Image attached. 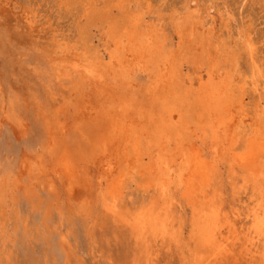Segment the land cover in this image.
Wrapping results in <instances>:
<instances>
[{"label":"rangeland","instance_id":"rangeland-1","mask_svg":"<svg viewBox=\"0 0 264 264\" xmlns=\"http://www.w3.org/2000/svg\"><path fill=\"white\" fill-rule=\"evenodd\" d=\"M125 1L129 11L145 18L144 27L149 26L158 41V54H151L145 64L112 63L115 44L105 23L96 18L86 22L76 0L0 1V264H262V244L256 239L249 243V237L255 231L253 209L258 221H264V167L253 166L255 176L238 168L231 173L228 158L215 159L210 138L195 140L213 170L206 211L212 217L222 208L217 224L226 257L212 261L209 249L191 237L192 213L180 192L176 198L181 206L174 214L182 223V239L163 241L156 235L151 241L155 253L148 255L130 229L104 211L95 165L110 99L146 105L165 72L177 87L179 102L192 105V99L217 84L216 76L229 71L236 59L246 70L248 48L261 72L257 91L248 86L242 95L241 76V86L233 85L231 92L239 106L235 112L245 110L247 124L252 123L264 108V0ZM25 11L37 14L36 29L29 28ZM186 15L195 22L190 37ZM81 29L89 53L100 65L91 74L71 66L81 51ZM182 112L180 121L191 126V117ZM252 153L251 159L259 151ZM122 196L129 212L160 199L157 191L138 181L125 185Z\"/></svg>","mask_w":264,"mask_h":264},{"label":"bare ground","instance_id":"bare-ground-1","mask_svg":"<svg viewBox=\"0 0 264 264\" xmlns=\"http://www.w3.org/2000/svg\"><path fill=\"white\" fill-rule=\"evenodd\" d=\"M76 1L77 4L80 3L83 6V17L86 22L96 18L105 23L107 35L115 44L114 54L110 57L112 63L118 61L123 64L127 62L145 64L146 61L150 60L151 54L156 55L159 51L158 41L155 40L152 33L150 34L149 26L144 27L146 24L143 25L145 18L129 11V4L125 0ZM100 4L102 6L98 7ZM207 13L209 15V12ZM214 15L213 18H215ZM22 16L27 21L29 28L36 29L38 27L37 14L25 11ZM192 19V15H186L183 18L185 24L188 25L187 35L189 37L192 34V27L195 25ZM153 27L155 29V26ZM78 39L79 47L77 49L81 48V51L76 54L77 60L72 61L71 66L78 71L91 74L100 66L97 63L98 59L96 57L94 59L89 53L84 29L80 30ZM247 54L246 70L238 64L239 59H236L235 63L231 64L230 70L223 73L224 75L216 76L215 74L218 79L217 84L209 89L204 88L205 90L203 89L204 91L197 95V99L191 98L193 100L192 105L179 102L180 96L176 94L177 87L175 83H171L172 79L170 80L165 72L161 77L158 76L157 82L160 83L157 86V91L152 92L154 96L151 95L152 97L146 102V105H132L131 101L130 103H128L129 101L117 103L112 99L109 100L112 104L107 102V111L104 115L106 125L99 145L102 152L98 155L99 157L97 156L95 165L99 178L98 188L104 199V211L115 221L129 228L136 243L140 244L147 254L153 251L151 241H155L156 235L160 234L163 241L173 238H176L177 241L182 239V223L180 220L176 222L177 218L174 214L176 207L181 206L179 198H176L177 193L180 192V200L182 196L187 200L186 204L192 213L191 229L193 234L191 237H196V240L199 238V243H203L201 247L204 245L209 249L208 259L213 258L212 261L218 259L221 261L222 258L226 257L224 256L226 252L220 244V239L223 240V231L217 224L218 213L222 208L221 206L216 208L217 213L210 217L211 215H208L205 207L211 201L210 199L207 201L206 198L213 178L212 166L207 164L204 155L195 146L197 145L195 140L199 137L210 138L215 159L223 161L228 158L231 173H235V169L238 168L245 172L252 171L251 176H255L256 170H253V166L258 164L257 166L264 167V108L256 110L257 114L254 121L247 124L250 116L245 110L235 112L237 97L231 92L233 90L231 87L237 86V79L241 76H243L241 78L242 91L240 92L242 95L248 91V86L254 93L257 91V78L261 72L256 69L252 50L248 48ZM117 84L116 86L120 85ZM201 84L200 86L204 87ZM104 93L107 92L103 91ZM135 96L137 97V94ZM127 97L129 98V96ZM98 99L101 98L98 97ZM117 99L119 100V98ZM101 103L105 104L104 102ZM179 103L182 105L181 107H178ZM102 111H104V107ZM182 111L191 117V126L189 123L185 126V122L180 121ZM222 116L223 118L225 116L224 120ZM97 117L96 114L95 118ZM210 124H212V128L206 130L205 127L207 128ZM213 125H215L214 128ZM209 130L210 135L207 133ZM254 149H257L259 153L256 158L251 159L249 156L253 155ZM58 164L60 165V163ZM248 175H246L247 178L250 176ZM137 181L143 186L151 187L157 191L160 199H150L134 211L129 212L126 205L122 203L123 188L128 183ZM186 187H189L188 192H186ZM257 207L255 208L257 209ZM214 208L211 211H214ZM253 210L254 223L253 221L252 223L255 231L254 235L249 237V243L254 244L251 242L253 239L261 242L262 249L259 252L261 253V260L264 261V221H258L259 217L256 215L258 212L255 213V209ZM195 231L196 235L194 234ZM246 249L250 250L248 247ZM151 252L150 254H152ZM147 256L144 257L147 259ZM154 257L156 258V256ZM148 260L151 258L148 257Z\"/></svg>","mask_w":264,"mask_h":264}]
</instances>
